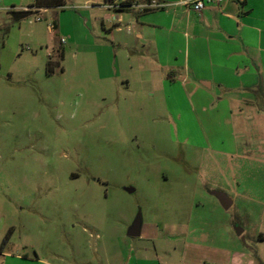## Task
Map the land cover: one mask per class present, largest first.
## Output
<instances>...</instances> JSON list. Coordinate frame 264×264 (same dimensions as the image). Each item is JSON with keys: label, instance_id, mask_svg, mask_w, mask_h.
<instances>
[{"label": "rangeland", "instance_id": "374dc122", "mask_svg": "<svg viewBox=\"0 0 264 264\" xmlns=\"http://www.w3.org/2000/svg\"><path fill=\"white\" fill-rule=\"evenodd\" d=\"M34 3L0 0V264H264L255 96L144 84L151 63L113 61L105 0L14 21Z\"/></svg>", "mask_w": 264, "mask_h": 264}, {"label": "crops", "instance_id": "0c3cea01", "mask_svg": "<svg viewBox=\"0 0 264 264\" xmlns=\"http://www.w3.org/2000/svg\"><path fill=\"white\" fill-rule=\"evenodd\" d=\"M156 1L166 8H98L107 12L100 24L115 48V65L125 61L121 66L133 69L151 63L154 76L144 72L138 77L142 83L153 84L157 74L172 87L180 80L190 102L192 92H201V86L213 91L215 84L230 94L248 91L264 114V0H222L220 9L208 6L201 15L192 9L195 0ZM122 81L130 84L131 79ZM0 256L9 254L4 250Z\"/></svg>", "mask_w": 264, "mask_h": 264}, {"label": "trees", "instance_id": "16d2710c", "mask_svg": "<svg viewBox=\"0 0 264 264\" xmlns=\"http://www.w3.org/2000/svg\"><path fill=\"white\" fill-rule=\"evenodd\" d=\"M112 1V0H110ZM108 1V2H110ZM143 0H131L128 4L129 5H124L125 9L123 8L120 11H129L131 10L129 6H131L133 3H139ZM153 0H144V2H151ZM66 6V0H36L35 3L31 6H29V8L27 10H21V11H13L12 15H13V19L16 22H20L32 15L37 14L40 10L42 9H62ZM148 11V10H146ZM53 29L54 31L58 30V24L57 21H54L53 23ZM63 53V52H62ZM64 57V54H62V58ZM53 70H51L50 68L48 69V73H52ZM170 79H172V75L169 74ZM260 110H263L261 108V106L259 107ZM9 236L5 238V240L2 242L1 246H0V253H3L7 244L9 243ZM264 240V239H261ZM204 264H210L208 262H205Z\"/></svg>", "mask_w": 264, "mask_h": 264}, {"label": "built area", "instance_id": "2783aa9c", "mask_svg": "<svg viewBox=\"0 0 264 264\" xmlns=\"http://www.w3.org/2000/svg\"><path fill=\"white\" fill-rule=\"evenodd\" d=\"M131 0H112L106 4V8L111 11H120L123 8L125 9L124 5H129L128 3ZM221 2L222 0H195L192 3V9L197 12L199 15L202 14V12L208 7V6H214L218 9L221 8ZM130 9H140V10H162L166 8L165 4L159 3L156 0H153L151 2H145V3H133L131 6H129ZM40 20V19H38ZM64 42V39L62 40Z\"/></svg>", "mask_w": 264, "mask_h": 264}, {"label": "water", "instance_id": "95a60500", "mask_svg": "<svg viewBox=\"0 0 264 264\" xmlns=\"http://www.w3.org/2000/svg\"><path fill=\"white\" fill-rule=\"evenodd\" d=\"M212 194L219 200L220 204L222 205L224 209L228 210L233 205V201L225 193L220 192V191H213ZM142 227H143L142 218H141V215H139L135 219L131 227L128 229L127 236L133 239L140 238L142 234ZM241 233H242V230L239 229L238 234H241Z\"/></svg>", "mask_w": 264, "mask_h": 264}]
</instances>
